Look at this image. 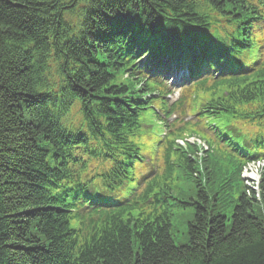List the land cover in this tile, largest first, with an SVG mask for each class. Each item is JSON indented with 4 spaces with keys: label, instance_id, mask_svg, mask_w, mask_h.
<instances>
[{
    "label": "trees",
    "instance_id": "16d2710c",
    "mask_svg": "<svg viewBox=\"0 0 264 264\" xmlns=\"http://www.w3.org/2000/svg\"><path fill=\"white\" fill-rule=\"evenodd\" d=\"M204 1L219 14L226 8L248 13L245 0ZM199 3L0 0V264H264V212L240 196L227 226L207 209L212 190L195 193L199 201L192 205L185 245L171 241L169 207L155 204L134 223L132 209L125 208L123 222L113 229L90 221L84 242L68 249L67 211L77 195L71 185L81 172H71L66 161L89 148L83 136L72 134L71 109H79L78 103L84 113L113 117L118 110L113 97L132 90V81L151 88L123 63L126 49L133 41L152 47L159 30L173 28L179 14L203 28L207 21ZM204 53L196 52L194 60ZM125 74L128 81L120 82ZM248 96V104L264 103V80ZM258 108L255 117L241 120L264 126V105ZM134 118L129 116L132 125ZM120 136L110 130L94 149L106 150V160L117 152L130 159L131 147ZM130 165L118 161L101 177L114 182V171Z\"/></svg>",
    "mask_w": 264,
    "mask_h": 264
},
{
    "label": "rangeland",
    "instance_id": "374dc122",
    "mask_svg": "<svg viewBox=\"0 0 264 264\" xmlns=\"http://www.w3.org/2000/svg\"><path fill=\"white\" fill-rule=\"evenodd\" d=\"M167 83H170V80L167 81ZM171 84V83H170ZM181 93V90H176L172 93L171 95V99H175V94H180ZM236 205V202L235 201H231V204H229V206L221 213L225 219H226V224L227 225H230V217L232 215V210H233V207ZM254 210L257 212L258 211V207L255 206L254 207ZM190 210L188 211H185V213H189ZM180 214H183V212H175L174 213V217H177L178 215ZM174 229L172 230V240H173V243L175 245H183V244H186L187 243V238H186V235H184V229H185V226L183 224H180L179 223V220L178 219H175L174 220Z\"/></svg>",
    "mask_w": 264,
    "mask_h": 264
},
{
    "label": "bare ground",
    "instance_id": "6f19581e",
    "mask_svg": "<svg viewBox=\"0 0 264 264\" xmlns=\"http://www.w3.org/2000/svg\"><path fill=\"white\" fill-rule=\"evenodd\" d=\"M236 99H237V97H236ZM227 135L230 137V138H234L229 132H227ZM192 156H191V159H187V158H181V161H182V163H183V165H184V167L186 168V169H189V170H191V169H194L195 168V164H196V162H197V156H196V154L193 152L192 154H191ZM76 198H79L77 195L75 196Z\"/></svg>",
    "mask_w": 264,
    "mask_h": 264
}]
</instances>
